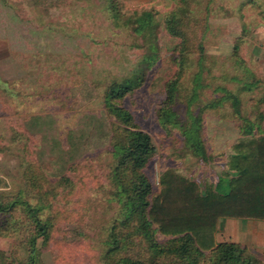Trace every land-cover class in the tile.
Listing matches in <instances>:
<instances>
[{
	"label": "rangeland",
	"instance_id": "1",
	"mask_svg": "<svg viewBox=\"0 0 264 264\" xmlns=\"http://www.w3.org/2000/svg\"><path fill=\"white\" fill-rule=\"evenodd\" d=\"M119 1L122 20L116 25L104 8L105 0H0V195L12 197L26 190L23 173L30 163L42 168L47 180L59 187L54 201L58 217L41 253L42 264H103L108 223L119 209L111 195L114 119L103 108V92L108 84L131 77L144 58H154L144 83L121 105L156 148L147 170L154 195L167 169L203 189L214 185L225 170L226 153L240 138L234 118H224L223 111L221 115L206 112L204 133L211 160L205 163L179 150V131L161 128L156 113L165 99L166 83L177 73L173 59L181 52L180 39L168 36L164 25L176 1ZM207 1H200L198 18L206 16ZM247 1L216 0L211 7L201 45L210 60L203 76L208 88L200 99L220 97L214 92L217 87L237 91L242 113L254 121L256 102L264 98V22L252 4L238 12ZM226 9L232 16H225ZM142 11L154 13L159 25L153 36L145 33L146 43L122 24ZM234 45L246 70L231 61ZM195 71V63L182 71L178 105L183 119ZM258 80L260 85L251 93L237 90ZM15 134L23 139L12 140ZM66 177L74 183L72 191H67L70 181L61 182ZM82 201L89 214L86 225L79 228L67 219ZM226 222L232 223L222 220L217 225V242L227 238L222 232ZM158 240L166 239L159 236ZM16 246L17 239L0 238L1 250ZM19 253L26 258L25 250Z\"/></svg>",
	"mask_w": 264,
	"mask_h": 264
},
{
	"label": "trees",
	"instance_id": "2",
	"mask_svg": "<svg viewBox=\"0 0 264 264\" xmlns=\"http://www.w3.org/2000/svg\"><path fill=\"white\" fill-rule=\"evenodd\" d=\"M105 1V10L119 25L120 1ZM173 1L176 7L166 15L164 25L168 36L180 39L181 52L173 59L177 73L166 83L165 99L156 111L158 123L167 131L178 130L179 150L205 163L211 159L204 133V113L223 111L220 115L224 118H234L240 138L226 153L225 170L214 185L203 189L195 181L167 169L161 173L159 193L154 195L147 170L156 148L151 137L139 129L132 114L121 105L125 97L144 83L154 58L151 55L144 58L131 77L108 84L103 92V108L114 119L115 144L111 155L116 162L110 172L111 195L119 209L108 223L103 264H264L263 257L246 247L215 239L217 225L222 220L264 222V98L256 102L254 121L242 113L237 91L217 87L214 92L220 97L201 101L202 93L208 88L203 76L209 71L210 62L201 45L207 18L213 13L211 7L216 0L206 2L204 18L196 16L201 0ZM250 4L259 10L258 16L264 22V1L241 3L238 12ZM224 14L232 16L229 9ZM122 24L130 26L144 43L145 33L153 36L159 27L151 11H142ZM238 49L234 45L231 61L246 70ZM194 63L196 71L191 75L184 111L187 118L183 119L178 105L182 71L191 69ZM258 85L259 80L237 90L251 93ZM15 135L12 140L23 139ZM25 148L23 145V151ZM43 173L42 168L30 163L23 173L28 182L26 190L12 197L0 195V238L17 239L15 250L0 249V264L43 263L41 253L55 228L58 211L54 209V201L60 194L55 182H49ZM69 181L67 191H72L74 183L67 177L61 180L65 184ZM76 205L79 210L70 212L67 222L82 228L89 210L83 207V201ZM159 236L166 240L159 242ZM20 250L26 251V258H20Z\"/></svg>",
	"mask_w": 264,
	"mask_h": 264
},
{
	"label": "crops",
	"instance_id": "3",
	"mask_svg": "<svg viewBox=\"0 0 264 264\" xmlns=\"http://www.w3.org/2000/svg\"><path fill=\"white\" fill-rule=\"evenodd\" d=\"M222 226L223 236H227L223 241L239 244L246 247L251 252H255L264 259V222H234ZM220 227V226H219Z\"/></svg>",
	"mask_w": 264,
	"mask_h": 264
}]
</instances>
